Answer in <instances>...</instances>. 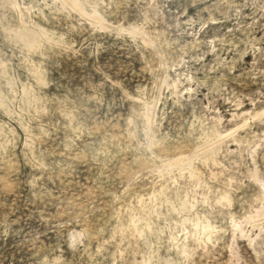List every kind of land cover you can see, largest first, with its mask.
I'll return each instance as SVG.
<instances>
[{
	"label": "rangeland",
	"instance_id": "obj_1",
	"mask_svg": "<svg viewBox=\"0 0 264 264\" xmlns=\"http://www.w3.org/2000/svg\"><path fill=\"white\" fill-rule=\"evenodd\" d=\"M0 264H264V0H0Z\"/></svg>",
	"mask_w": 264,
	"mask_h": 264
}]
</instances>
